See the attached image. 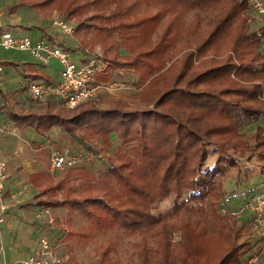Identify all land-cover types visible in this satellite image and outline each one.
<instances>
[{
  "label": "trees",
  "instance_id": "1",
  "mask_svg": "<svg viewBox=\"0 0 264 264\" xmlns=\"http://www.w3.org/2000/svg\"><path fill=\"white\" fill-rule=\"evenodd\" d=\"M23 5L43 17L57 11L74 20L76 36L86 38L81 52L99 44L107 62L96 78L131 69L145 91L139 99L152 105L112 100L102 107L88 100L66 111L49 104L43 112L11 114L15 124L42 135L58 126L82 141L101 136L108 146L116 134L121 143L105 170L70 168L58 179L32 174L34 203L67 205L63 221L53 222L69 237L108 229L138 234L131 244L139 264H242L252 249L249 235L229 207L219 212L218 205L222 178L239 164L236 152L247 162L256 156L264 174V125L255 126L252 141L241 131L244 121L264 116V101L254 100L264 83V23L251 28L248 0H17L9 12ZM171 194V212H154ZM77 212L85 226L75 227ZM174 230L177 241L170 239ZM118 246L117 237L105 238L94 254L116 264Z\"/></svg>",
  "mask_w": 264,
  "mask_h": 264
},
{
  "label": "rangeland",
  "instance_id": "2",
  "mask_svg": "<svg viewBox=\"0 0 264 264\" xmlns=\"http://www.w3.org/2000/svg\"><path fill=\"white\" fill-rule=\"evenodd\" d=\"M33 9L37 11V9ZM33 9H29L27 7L23 8L20 11L21 17L26 18L25 16L30 15ZM253 12L254 10L249 7L250 17L251 13ZM54 16L65 18L57 11H55ZM23 18L22 20L25 21ZM185 18L186 20L184 21V24L186 25V23L189 22L190 15L188 14V16ZM69 21L72 22L75 27L76 22L71 19ZM248 22L250 23V25H252V29H256L262 23H264V19L259 17H251L248 18ZM51 26L55 29L54 37H57V41L54 40V42L58 43L64 48L66 47L67 49H69L74 61L82 62L83 58H90L95 51L101 54L102 57L103 53L99 47V44H95L94 46H90V44L83 45L84 49L86 50V52H84L85 54H83L81 52L82 49H80L79 47L81 42L86 40L85 37L76 36L75 31L69 35L63 34L59 32V30L53 25ZM28 27H33L36 32L39 29V26L34 24L20 25L21 29L27 28V31L22 30V33H29ZM8 29L13 30L12 28ZM62 35L63 38H59ZM29 36L32 37V35ZM185 42L186 40L182 41V43ZM1 57L8 60L13 58H15V60H33L30 55L23 51L16 49H3L0 46V58ZM0 63L4 64V61H0ZM58 68H60V65L56 58H52L49 61L48 65L44 67L46 71L52 72V74H56ZM4 69L7 71V74H9L13 67H11L10 65H4ZM2 73L3 72L0 73V76L3 75ZM136 78L137 75L135 71L133 72V70L131 69L116 70L111 77L105 79L107 81L114 80L115 84L109 88H100L99 92L95 96V100L93 101H95L102 107L107 106L108 103L112 100H118L123 101V103L129 104L130 106H135L141 109L151 108V104H145L141 99H139V94L145 93V91L143 90L141 92L143 88L141 89V86H137ZM3 79L4 78H0V82H2ZM7 79L11 81L12 89L10 90L12 92L10 96L11 98H9V96L6 97L4 93L0 94V127L4 128V130H0V133L2 134V136L0 137H7L12 146L10 147V149H8L7 147L4 150L0 149L1 154H5V152L13 153V149H15L13 148V146L17 145V141H20L24 146V155L28 156L27 158L31 157L34 159V168H44V164L47 161V170L49 172V154L51 150L54 148H64L65 145L69 143L71 138L83 143L84 148L91 147L101 152V156H97L88 164L77 165L72 168L86 167L90 172H95L99 170H105L109 166L112 158H115V151L119 147H121L120 140L118 139L116 134L110 135V144L108 146H106L102 142L101 136H95L90 141L86 142L71 135H69V138L61 136L64 135L62 134L64 132L63 130L59 129L58 133L62 132L59 135L58 133L54 132L55 130L52 128L48 130L49 135L44 143H41L39 141L40 143L36 145L35 142L38 141L31 139L29 136L22 138L21 136L24 133L21 128H17V124H15V122L13 121L11 114L17 111L23 112L27 109H33L37 112H43L47 110V107H49V104H47L48 102L53 104V106H51L53 110L58 109L66 111L68 107L62 105L56 100L38 102L32 99L26 91L27 78H25L22 74L20 75V78ZM105 80L99 79V81ZM13 87L15 88L13 89ZM254 100L258 102L264 101V99H262L260 96H258L257 99ZM257 124L264 125V116L260 117L257 121H244V123H242L241 125V131L249 141H252L253 132ZM28 128H30L29 130L36 134L32 127L29 126ZM11 150L13 151L11 152ZM123 150H126V147H123ZM235 155L239 158V164L237 167L230 168L226 177L222 178L225 194L223 199L221 200V203L218 205V210L219 212H222L225 207H229L235 213L238 219L237 226H240L239 228H241V232H246L249 235V241L252 244V249L250 250H259L260 252H262L261 257L257 259L264 261V236H262V238L256 236V232L254 228H252V225L250 223L248 211H239L240 206L243 205L250 196L264 189V182H262V177H264L262 175L264 174H262L261 169L256 162V156H253L251 160L247 162L245 159L246 155H239L237 152ZM215 157V154H211L207 159V164H212L215 160ZM68 169L69 168L65 169L60 174H53V176L58 179ZM16 171L17 170H15V172ZM21 178L22 176L20 175V177L17 176L16 179L19 180ZM20 181L21 182L18 181L19 186L16 187V189H12V205L15 207H11V209L6 212V216L3 219L4 222H0V259L13 260L14 258H17V256H21L20 254H24L27 250H29L31 244H33L40 235L58 237L61 234V236H63L62 245L59 246L60 248L57 247V250H59L58 252H62V254L64 255L65 261L63 264H102L94 254V246H96L101 240L110 237H117L119 242L116 264H139L138 258L133 251L134 247L131 244V242L138 240V234L130 233L121 229H108L105 231H95L93 236L87 239H80L75 235L69 237L67 235L66 227L62 228L61 226L56 225L54 222H48V219L50 217L53 219L56 217L63 221L67 213L68 206L65 205L60 207H51L40 206L32 203V196L37 192V189L28 182V179L25 178V175L23 180ZM173 200L174 194H171L168 197L164 198L155 206L154 212L170 213L172 210ZM73 220L75 227L85 226L87 224V220L78 212L74 215ZM180 237L181 236L179 231L174 230L170 234V239L172 241H177L180 239ZM250 250L244 254L245 256H242V261L248 259V257L252 254L251 253L249 256H247L250 253ZM14 261H18V259H15ZM242 264H246V262H242Z\"/></svg>",
  "mask_w": 264,
  "mask_h": 264
},
{
  "label": "built area",
  "instance_id": "3",
  "mask_svg": "<svg viewBox=\"0 0 264 264\" xmlns=\"http://www.w3.org/2000/svg\"><path fill=\"white\" fill-rule=\"evenodd\" d=\"M248 3L249 7L254 10L251 17L264 19V0H248ZM52 25L63 34L69 35L74 32V24L61 17L53 18ZM0 46L3 49L23 51L39 64H46L52 58L59 61L57 80L30 79L27 81L26 91L32 99L38 102L54 99L68 108H74L88 100H95L100 88H109L115 84L114 80L99 81L96 78V75L103 71L107 65L101 54L96 51L87 60L76 62L72 59L70 50L56 42L44 38H32L24 34L18 35L10 30L0 33ZM262 50H264V41H262ZM259 96L264 99V84L261 85ZM0 130H4V128L0 127ZM97 156H101V152L91 147L81 151H71L68 147L54 148L49 154V174H60L67 168L88 164ZM9 157L0 158V222L4 219L7 207L3 183L7 176ZM239 211H248L250 223L256 236L262 238L264 236V190L250 196L240 206ZM48 222L52 223L53 218L50 217ZM62 238L63 236L40 235L34 249L26 257L12 262L0 259V264H63L64 255L57 250V247L62 245ZM261 255L262 252L259 250L253 251L243 262L248 264L257 260Z\"/></svg>",
  "mask_w": 264,
  "mask_h": 264
},
{
  "label": "crops",
  "instance_id": "4",
  "mask_svg": "<svg viewBox=\"0 0 264 264\" xmlns=\"http://www.w3.org/2000/svg\"><path fill=\"white\" fill-rule=\"evenodd\" d=\"M17 2V0H0V33L2 32V30H10L8 28H12L13 33L16 34H24L22 33V30H26L27 28L21 29L20 25H38L39 29L37 30V32L35 31V29L33 27H28V32L27 34L24 35H32L33 38H39V37H44L47 40L49 39V36L54 37V31L55 29L51 26L52 25V19L55 17V11L52 13V15L50 17H43L40 15V13L36 10H34L32 7L27 6V5H23V6H19L16 11L14 12H9V6L12 5L13 3ZM32 8L33 11L30 15H26V18L21 17V10L23 8ZM22 18L25 20L23 21ZM27 21V22H26ZM4 28V29H2ZM27 31V30H26ZM45 33V34H44ZM47 33V34H46ZM60 34V33H59ZM46 35V36H43ZM59 38H63V35L60 36ZM54 40L57 41V37H54ZM0 61H4V64L2 63V70L0 71L3 72L2 76H0V78H4L2 82H0V94L4 93L6 97L9 96V98H11V90L12 86H11V81L7 78H20V75H24L25 78H27V81L30 79H44V80H57L58 79V73H59V68L56 72V74H52V72L46 71L44 69L45 66L48 65V63L46 64H39L38 62H36L34 59L32 61H28L26 59H17L15 60V58L13 59H5V58H0ZM59 62V61H58ZM4 65H10L11 67H13V69L11 70V74H7V71L4 69ZM60 65V64H59ZM99 80V79H98ZM27 83V82H26ZM15 87H13L14 89ZM50 100H54V99H50ZM46 104V103H44ZM47 104H51V103H47ZM51 106H53V104H51ZM18 112V111H17ZM17 128H21V130L23 131L24 134H22V138L24 137H30L31 139H34L36 145H38V143H44V141L48 138V133L47 132L45 135L39 134L37 133L33 128V130L36 132V134H34V132L30 131L28 128L29 125H16ZM31 127V126H30ZM52 129H54L56 133H58L59 131V127L58 126H52ZM50 128V129H51ZM62 132H59L58 134L60 135ZM61 136H65L66 138H69V134L66 132H63ZM0 136H2V134L0 133ZM1 138V137H0ZM40 141V142H39ZM12 146V144H10L9 139L7 137L5 138H1L0 139V149H6V147L8 149H10V147ZM42 146V144H41ZM84 144L81 143L80 141L76 140V139H71L67 145H65V147H68L71 151H81L84 147ZM86 146V145H85ZM23 143H21L20 141H17V145L13 146L14 152L13 153H7L5 152V154H1L0 153V158H8V163H7V176L4 179V198H5V202L7 204L6 207V211L4 213V218L6 216V212L11 209V207H15L12 205V201H13V190L12 189H16V187L19 186V182H21L20 180H23L24 175L25 178L28 179V182L30 184H32L38 192V187L36 185H34L31 180L30 177L32 174H35L37 172H48L47 170V165L48 162L46 161L44 164V168L41 169H36L34 168V164L35 161L33 158H27L28 156H25L23 153ZM81 148V149H80ZM11 150V152L13 151ZM14 161V162H13ZM19 167V168H18ZM15 170H17L15 172ZM20 175L22 176L21 179L17 180V176L20 177ZM19 181V182H18ZM37 192L35 194H37ZM35 194L32 196V203H34V196ZM35 204V203H34ZM37 205V204H36ZM4 222V221H3ZM2 222V223H3ZM9 225V224H7ZM61 236V234H60ZM59 237V236H58ZM36 245V241L31 244V247L29 250H27L24 254H20L21 256H17V258H14L13 260H5L7 262H12L15 259H22L24 257H26L35 247Z\"/></svg>",
  "mask_w": 264,
  "mask_h": 264
},
{
  "label": "bare ground",
  "instance_id": "5",
  "mask_svg": "<svg viewBox=\"0 0 264 264\" xmlns=\"http://www.w3.org/2000/svg\"><path fill=\"white\" fill-rule=\"evenodd\" d=\"M83 149H85V148H83ZM83 149H82V150H83Z\"/></svg>",
  "mask_w": 264,
  "mask_h": 264
}]
</instances>
